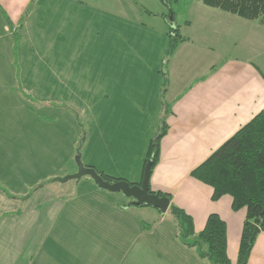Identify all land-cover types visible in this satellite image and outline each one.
<instances>
[{"label": "crops", "instance_id": "obj_1", "mask_svg": "<svg viewBox=\"0 0 264 264\" xmlns=\"http://www.w3.org/2000/svg\"><path fill=\"white\" fill-rule=\"evenodd\" d=\"M145 1L127 0L113 9V0H0V106L1 99L13 98L16 107L11 105L25 112L26 91L43 86L55 90L63 107H75V91H86L93 111L98 89L109 119L118 108L135 113L134 124L128 119L120 123L140 130L146 147L164 118L166 132L149 175L150 189L168 193L169 204L191 217L195 232L209 213H217L226 223L227 255L234 264L246 210H232L228 194L212 200L211 186L190 172L264 108V25L197 3L178 25L186 39L165 60L162 72L164 50L138 49L136 36L96 29L86 12L102 10L123 22L142 14L152 20L149 5L160 1ZM51 98L45 94L42 101ZM143 169L142 164L140 179ZM7 175L1 178L0 167V264H123L138 250L160 264H212L178 239L175 226L164 225L167 213L175 224L169 209L130 204L120 191L80 178L74 186L82 181L93 193L90 201L98 202L80 210L72 204L80 197L78 190L63 197L67 191L49 182L26 195L25 185L17 186ZM92 246L102 249V258L93 257ZM247 264H264V230Z\"/></svg>", "mask_w": 264, "mask_h": 264}, {"label": "rangeland", "instance_id": "obj_2", "mask_svg": "<svg viewBox=\"0 0 264 264\" xmlns=\"http://www.w3.org/2000/svg\"><path fill=\"white\" fill-rule=\"evenodd\" d=\"M126 1L113 0L111 6L114 9ZM197 3L202 2L200 0H168V5L160 1L157 6L151 3L149 8L155 12L152 20H147L146 14H142L141 19L138 20L139 17H135V21L129 22L119 21L114 16L103 13L102 10H87L86 12L89 14V21L92 22L93 20L96 29L103 28L112 33L113 36L117 34H124L127 38L136 36L141 39L137 43L138 49L144 48L146 51L155 53L164 50L162 53H165L168 47L169 24L167 21L169 20L173 25L183 24L187 13ZM82 11L80 10L81 22H86L87 14L84 17L81 14ZM128 44L133 45L134 43L129 42ZM163 46L164 49H161ZM166 59L164 58L163 63L160 64L162 72L165 69ZM20 75L18 68L16 78H20ZM162 76V83H164V75L162 74ZM26 92L30 93L27 100L29 103L27 110L30 108V112L27 110L24 112L23 108L22 112H19L18 107L15 109L12 106L14 105L13 98L1 99V178L4 177L3 173H8L5 178L17 183V186L25 185L24 188L28 191L26 195L33 193L42 186H47L49 182L53 183L52 188L60 189L61 187V191L62 189L67 191L62 193L63 197L66 194L73 195L78 190L80 197L74 199L72 204L80 210L86 209L85 206L88 207L89 204L93 207L98 202L90 201L94 199L91 195L93 193L87 192L89 187H86L82 181L79 186H74V179L82 178L91 181L93 179L85 174L80 178H69L62 184L56 182L57 178H64L77 171L78 157L81 163H89L95 170L111 177H105L109 182H114V178H123L128 182L136 183L141 181V168L146 157L148 144L146 147L145 139L140 130L123 128L120 123L121 120L128 119L134 124L131 114L136 116L135 113L126 114L123 108H118L109 119L104 115V107L101 105L102 91L98 89L95 92V102L98 105L93 111L89 110L91 98L88 99L87 92L80 89L76 90L73 96L78 102L75 107L66 105L63 107L56 99L55 90L49 91L43 86L34 87L33 90ZM45 94H52V98L42 101V96ZM121 114L124 115L119 118L118 116ZM154 132L150 139L159 132V128ZM150 161L148 160V162ZM46 188L51 189L50 187ZM106 193L110 192L107 191ZM18 197L23 198L24 196ZM112 203L116 204L117 200L113 199ZM65 206H67L65 209H68L71 203L70 205L65 204ZM165 219V226L170 228L175 226L169 213L165 215ZM72 223L74 224V221ZM79 223L81 225L84 221H79ZM67 224L66 227L71 226L70 222ZM82 225L87 226V224ZM38 231L40 232V228ZM30 235L28 232L27 236ZM92 251L93 257H103V251L102 249L99 250V247H93ZM119 255L115 258L112 256V260L118 259ZM128 259L123 264H160L162 262L161 260L156 262L151 256L143 255L142 250H138L137 253L133 251L129 254Z\"/></svg>", "mask_w": 264, "mask_h": 264}, {"label": "trees", "instance_id": "obj_3", "mask_svg": "<svg viewBox=\"0 0 264 264\" xmlns=\"http://www.w3.org/2000/svg\"><path fill=\"white\" fill-rule=\"evenodd\" d=\"M160 1L168 5V0ZM200 1L206 6L235 14L247 20H257L264 25V0ZM170 13H172L171 10ZM167 22L169 24L168 47L164 58H168L176 46L186 39L179 32L178 25H173L169 20ZM260 74L264 79V72H260ZM166 83L167 79L164 77V88ZM165 132L166 123L162 118L159 132L148 143L143 162L144 167L148 160H151L150 173L158 161L159 141ZM97 173L103 179L111 178L101 171H97ZM190 175L211 186L212 200L228 194L232 198V210L245 208L237 258L234 264H247L255 239L259 232L264 230V108L196 166ZM114 180L125 179L114 178ZM128 183L136 184L135 182ZM148 192L167 197L170 200L168 193L151 190L149 183ZM168 209L175 220L177 237L184 245L195 248L201 258H206L212 264H231L227 255L226 223L217 213H209L203 228L199 232H195L193 221L188 214L172 203L169 204Z\"/></svg>", "mask_w": 264, "mask_h": 264}, {"label": "water", "instance_id": "obj_4", "mask_svg": "<svg viewBox=\"0 0 264 264\" xmlns=\"http://www.w3.org/2000/svg\"><path fill=\"white\" fill-rule=\"evenodd\" d=\"M77 171L64 178H57L58 181H65L69 178H80L82 175H89L100 189L109 191H120L124 196L131 198L130 204L148 205L165 212L169 207V199L164 196H158L155 193L148 192L150 162H147L143 169L141 182L130 185L126 180H117L114 182L105 181L93 167L85 166L77 158Z\"/></svg>", "mask_w": 264, "mask_h": 264}]
</instances>
